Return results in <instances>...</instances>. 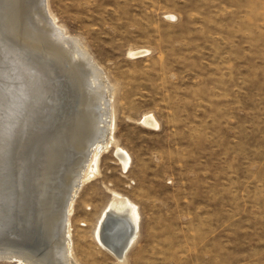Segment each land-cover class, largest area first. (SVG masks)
Returning <instances> with one entry per match:
<instances>
[{"label":"rangeland","instance_id":"rangeland-1","mask_svg":"<svg viewBox=\"0 0 264 264\" xmlns=\"http://www.w3.org/2000/svg\"><path fill=\"white\" fill-rule=\"evenodd\" d=\"M46 6L111 87L107 112L115 144L98 149L96 173L80 184L68 216L76 262L116 264L95 234L119 194L139 214L137 238L121 264H264V0H46ZM58 85L55 105L42 108L49 112L37 115V135L24 143L19 164L27 169L18 173L25 230L8 240L32 245L30 253L37 236L47 257L56 202L76 183L64 180L74 156L64 138L45 143L69 118L72 93ZM95 109L101 113L99 104ZM148 117L157 127L144 123ZM116 147L129 157L125 167ZM47 148L58 157L41 208L31 180ZM47 208L49 233L41 223ZM16 247L0 243V249Z\"/></svg>","mask_w":264,"mask_h":264},{"label":"bare ground","instance_id":"bare-ground-1","mask_svg":"<svg viewBox=\"0 0 264 264\" xmlns=\"http://www.w3.org/2000/svg\"><path fill=\"white\" fill-rule=\"evenodd\" d=\"M46 8V0H0V218L5 217L6 203L10 204L13 211L10 218L18 217L21 212V175L23 173H18V169L25 167V164H19L24 155V143L27 145L32 143L31 138L37 132L36 125L41 122V118L37 115L41 112H49V110L43 111L42 108L48 109L55 105L56 90H60L58 84L68 85V91L72 93L70 108L66 109V115L69 118L63 121L64 128L59 129V131L63 129L60 134L62 136L54 137L53 134H48L45 143L54 146V140L58 139L57 141L61 142L60 140L64 138L65 143L69 145L68 149H72L74 154L73 157H69V159L72 158L70 172L68 168L63 167V171L66 169L70 173V178L65 175L67 177L64 180L66 182L74 180L76 183L71 185L69 196L65 198L63 196L61 199L63 202L58 199L60 202H56L57 207L54 205L57 220L53 228L50 223V211L48 208L46 211L44 209V217L42 216L41 220L44 231L49 233L52 228L55 232L54 237L49 240L52 251L48 257L38 251L40 242L36 239L37 236L32 237V244L37 247L35 251L28 253L29 249L17 246L15 249L2 248L0 254L15 251V255H18L14 257L20 264H78L71 252L68 216L72 200L80 184L96 173L95 160L98 149L106 147L110 142L115 144L111 133L113 122L107 112V100L111 96V87L109 88L103 73L98 70L99 68L92 62L78 40L66 36L63 30L56 27L54 20L47 16ZM29 25L38 26L39 29L31 30ZM56 76H59L60 82L54 80ZM101 83L104 84L103 87ZM67 101L65 100L64 103ZM98 104L101 113L95 109ZM99 117L101 121L97 120ZM98 121L102 123V126H98L100 123L97 125ZM144 123L157 127L153 117L145 118ZM32 146L33 144L31 148ZM86 149L88 152L84 154ZM46 150L44 158L38 156L37 166H40L38 174L32 176L31 180L32 185L37 189L34 196H41L40 207L44 206L43 201L49 198L50 194L48 195L47 192L49 182L47 181L50 180V176L52 177L51 166H55L52 161L58 157L54 154L56 149L47 148ZM115 155L120 160L121 166L125 167L129 158L126 152L116 147ZM66 163H68L67 160ZM81 163H84L82 168ZM25 185H27L26 182ZM26 188L28 189L27 186ZM28 192L30 193L29 189ZM27 200L32 207L29 198ZM138 218L135 204L122 195L113 194L112 201L99 219L95 234L96 241L115 258L116 264L125 262L126 252L137 238Z\"/></svg>","mask_w":264,"mask_h":264},{"label":"water","instance_id":"water-1","mask_svg":"<svg viewBox=\"0 0 264 264\" xmlns=\"http://www.w3.org/2000/svg\"><path fill=\"white\" fill-rule=\"evenodd\" d=\"M7 205V206H6ZM5 217L4 218H0V238L5 239L4 241H0V243H7V244H11V245H21L17 242H9L8 240H10V237L12 235L15 236V234L17 235H22L24 234V230H25V220L22 218V213L18 215V217L15 218H10V214L12 211V208L10 206V204H5ZM39 235V233L37 234ZM23 249H29L32 248V245H21L19 246ZM14 253V254H13ZM15 251L13 252H9V253H4V254H0V260H7V261H16L17 258L14 257L15 255ZM18 254H16L15 256H17Z\"/></svg>","mask_w":264,"mask_h":264}]
</instances>
